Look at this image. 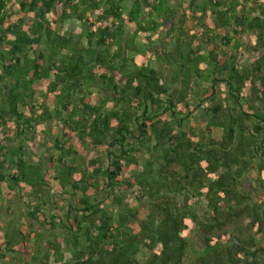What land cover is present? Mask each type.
Wrapping results in <instances>:
<instances>
[{
    "label": "trees",
    "instance_id": "obj_1",
    "mask_svg": "<svg viewBox=\"0 0 264 264\" xmlns=\"http://www.w3.org/2000/svg\"><path fill=\"white\" fill-rule=\"evenodd\" d=\"M126 2L0 0V192L31 188L52 237L2 244L36 264H264V0Z\"/></svg>",
    "mask_w": 264,
    "mask_h": 264
},
{
    "label": "rangeland",
    "instance_id": "obj_2",
    "mask_svg": "<svg viewBox=\"0 0 264 264\" xmlns=\"http://www.w3.org/2000/svg\"><path fill=\"white\" fill-rule=\"evenodd\" d=\"M133 0H128V2L125 3V9L128 10L132 5ZM29 21L33 20V15L31 14L28 16ZM132 29V27H127L128 29ZM200 28H202L200 26ZM200 28H198L200 30ZM65 29L72 31L75 34H80L83 31V25L78 20H69L65 24ZM134 29V28H133ZM144 34L140 38H138V42H143ZM246 41H250L249 37L245 38ZM258 53L251 52L248 49H244L243 52L240 54V61L244 64H251L254 60L257 59ZM99 90H95L92 101L96 102L99 98ZM26 113H30V109L28 107L23 108ZM55 125V123L52 124V126ZM45 128V125H40L37 127V132L40 133V130H43ZM4 128H0V134L3 133ZM214 137L220 139L222 136V129L217 128L213 130ZM54 136V135H53ZM41 138H37L36 140H28L29 149L31 150H38L39 152L42 151L44 148H46L44 145L39 146V141ZM17 143V141H16ZM42 149V150H41ZM94 152L90 153V156H92ZM38 154V153H37ZM31 158L33 161H37L38 158L35 155H31ZM137 168V166H131L125 169L123 173V177L131 176L133 171ZM0 198H3V203H0V231H2L5 228L6 234L9 233L11 229L14 227H23L24 229L31 231L32 228H35L36 231H39L44 235V238H42L43 245L48 246L50 241L52 239L50 231L45 227L41 226L39 224H36L32 226V220L31 217L28 215V210L32 208V205L35 203V194L31 190V188L24 186L23 188H18L16 190H12L11 184L9 182L5 183L2 187V191L0 192ZM128 201L133 204L139 206L141 209V217L145 216L146 213V206L144 203H140L135 199L133 195L128 196ZM205 206V200H203L200 203V212L204 210ZM58 212V211H57ZM201 212V213H202ZM7 223V224H6ZM4 231V230H3ZM228 231L230 233H236L239 235H250L253 232L250 230L248 225V220L244 219L242 221L236 222L229 226ZM58 238H56L59 243L61 244V251L64 255L63 260H68L71 257L70 252L68 251L67 244L64 242L61 235L55 231ZM191 238V251L195 252L198 250L202 243H201V235L197 228H194V230L190 234ZM4 240V239H2ZM2 240H0V264H36L33 255L30 254H15L13 252H9L6 250V245L2 244ZM41 241V240H40ZM4 242V241H3ZM49 243V244H47ZM43 246V247H44ZM16 255V256H15ZM57 254H55V250L53 249L51 251V259L54 260ZM148 257V251L143 250V252L140 253L139 259L144 261Z\"/></svg>",
    "mask_w": 264,
    "mask_h": 264
}]
</instances>
